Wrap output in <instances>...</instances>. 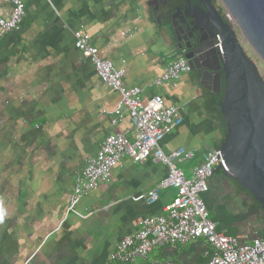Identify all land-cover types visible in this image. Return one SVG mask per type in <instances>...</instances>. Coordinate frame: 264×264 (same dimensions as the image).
Wrapping results in <instances>:
<instances>
[{
  "label": "crops",
  "instance_id": "crops-1",
  "mask_svg": "<svg viewBox=\"0 0 264 264\" xmlns=\"http://www.w3.org/2000/svg\"><path fill=\"white\" fill-rule=\"evenodd\" d=\"M23 2L20 29L0 30V264H111L109 254L118 241L135 233L144 217L162 214L175 189L160 188L153 203L135 200L154 188L167 168L153 158L141 163L124 158L108 181L67 211L87 159L105 136L133 138L126 112L112 124L119 94L74 47L73 32L88 35L100 57L125 69L123 85L140 87L143 100L158 94L166 105L178 107L182 121L160 144L165 153L177 147L193 152L177 163L186 177L220 138L204 107L208 91L199 83V70L183 73L175 84L153 85L180 53L151 16L149 0ZM10 10V0H0V16ZM206 186L201 197L209 217L213 205L235 196L250 203L219 168ZM210 218L219 231L228 228ZM258 218L227 235L245 241L264 237V221ZM158 248L156 261L148 254L147 262L199 264L212 251L204 238Z\"/></svg>",
  "mask_w": 264,
  "mask_h": 264
},
{
  "label": "built area",
  "instance_id": "built-area-1",
  "mask_svg": "<svg viewBox=\"0 0 264 264\" xmlns=\"http://www.w3.org/2000/svg\"><path fill=\"white\" fill-rule=\"evenodd\" d=\"M10 3L9 15L0 16L2 32L18 31L25 15L23 0H10ZM222 14L226 22L233 23L229 12L223 10ZM73 45L91 63L101 81L119 94V100L111 111V122L115 124L118 117L126 112L132 125L133 138L129 140L121 133H109L105 136L97 153L87 159L81 177L77 179L70 195L67 211H72L75 204L89 191L108 181L113 167L124 158L137 163L153 158L167 168V175L146 195L135 197V200L145 198L147 203H153L160 188L169 186L175 189L174 197L163 206L162 214L144 217L141 227L135 233L118 241L109 254V262L138 264L137 259L143 258L146 260L145 264H178L172 260L149 263L146 256L155 247H173L204 238L212 251L199 264H264V237H253L245 241L239 234L227 235L219 231L216 222L209 217L207 206L201 197L207 188L208 178L216 168L228 172L224 167L221 150H209L202 163L193 169L191 176L186 177L177 163L192 158L193 152L177 147L165 153L160 144L164 135L182 121L178 107L166 105L158 94L143 100L140 87L124 86L125 69L116 68L109 59L100 57L98 49L85 33L74 31ZM214 46L222 53L217 36ZM189 71L187 59L180 53L152 83L155 87L170 81L175 84L183 73Z\"/></svg>",
  "mask_w": 264,
  "mask_h": 264
},
{
  "label": "water",
  "instance_id": "water-1",
  "mask_svg": "<svg viewBox=\"0 0 264 264\" xmlns=\"http://www.w3.org/2000/svg\"><path fill=\"white\" fill-rule=\"evenodd\" d=\"M220 2L222 9L229 12L234 21L226 22L223 14L215 11L211 28L214 38L208 48L200 49L202 39L198 28L193 29L192 37H178L171 25L158 23L157 26L176 52L187 59L190 71H200L199 83L208 92H221L222 74L223 91L219 104L226 131L219 149L224 167L228 169L224 173L264 210V79L238 38L240 33L264 63V0ZM151 14L153 18L156 15L154 12ZM216 36L221 42L222 53L214 46ZM207 52H210L209 60L216 65L214 68H204Z\"/></svg>",
  "mask_w": 264,
  "mask_h": 264
},
{
  "label": "flooded vegetation",
  "instance_id": "flooded-vegetation-1",
  "mask_svg": "<svg viewBox=\"0 0 264 264\" xmlns=\"http://www.w3.org/2000/svg\"><path fill=\"white\" fill-rule=\"evenodd\" d=\"M149 2L151 7L150 13L154 12L156 14L155 19L157 23L171 25L178 37H185V35L192 37L194 36L192 33L193 29L198 28L201 30L202 39L200 49L208 48L212 44L214 38L211 29L212 22L215 20L216 12H223L220 0H149ZM156 3L158 9H156ZM190 16L194 17L195 20L193 21ZM205 55L207 59L203 61L204 68H214L216 65L212 60H209L211 59L210 52H207ZM220 75L222 88L223 79L221 73ZM244 196L250 199L252 212H256V217H259L257 211L259 210L260 214L262 213L259 206L253 202L251 197L248 195Z\"/></svg>",
  "mask_w": 264,
  "mask_h": 264
},
{
  "label": "rangeland",
  "instance_id": "rangeland-1",
  "mask_svg": "<svg viewBox=\"0 0 264 264\" xmlns=\"http://www.w3.org/2000/svg\"><path fill=\"white\" fill-rule=\"evenodd\" d=\"M238 38L240 39L246 53L255 62L262 78L264 79V63L249 47V45L242 38L240 33L238 34ZM257 213H260L259 210L257 211ZM212 215L215 219L225 223V225L228 227L227 229H224L225 234H229L230 231L234 233L238 230V227L244 226L247 222V225H249V223H251L249 221H253L256 219V212H252L251 201L250 203H248L243 198H239L237 196H235L233 199H229L224 205H213L210 208V217H212ZM159 253L160 249L158 247H155L152 249V251L149 252V257L153 259V261H156L157 257L159 256ZM137 262L139 264H143L140 260H138Z\"/></svg>",
  "mask_w": 264,
  "mask_h": 264
},
{
  "label": "trees",
  "instance_id": "trees-1",
  "mask_svg": "<svg viewBox=\"0 0 264 264\" xmlns=\"http://www.w3.org/2000/svg\"><path fill=\"white\" fill-rule=\"evenodd\" d=\"M222 91H223V86L221 88L220 93H212V92H207L204 95V107L208 113V115L213 119L214 122V128L219 131L220 138L219 141H217L214 145V148H220L221 142L224 139L225 136V131H226V126H225V121L220 113V104L219 101L222 96ZM234 181V180H233ZM235 183L236 190L238 194L241 195H248L251 197L246 190H244L242 187L239 186L238 183ZM251 199L253 200L254 203L258 205V202L254 200L252 197ZM260 208V207H259ZM260 211L262 212L261 215L259 216L258 220L259 221H264V210L260 208Z\"/></svg>",
  "mask_w": 264,
  "mask_h": 264
}]
</instances>
